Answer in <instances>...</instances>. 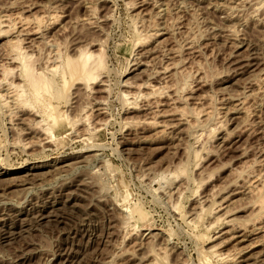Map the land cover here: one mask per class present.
<instances>
[{
  "label": "rangeland",
  "instance_id": "rangeland-1",
  "mask_svg": "<svg viewBox=\"0 0 264 264\" xmlns=\"http://www.w3.org/2000/svg\"><path fill=\"white\" fill-rule=\"evenodd\" d=\"M0 18V264H264V0H0ZM7 41L53 80L56 125L21 104ZM79 51L103 66L62 89Z\"/></svg>",
  "mask_w": 264,
  "mask_h": 264
},
{
  "label": "bare ground",
  "instance_id": "bare-ground-1",
  "mask_svg": "<svg viewBox=\"0 0 264 264\" xmlns=\"http://www.w3.org/2000/svg\"><path fill=\"white\" fill-rule=\"evenodd\" d=\"M2 16V15H1ZM7 18H8V16H7ZM7 18H6V20H7ZM1 19V18H0ZM5 20V18L3 19V21L2 20H0V29H2L1 27H5L4 26V23L6 24V22H4V21H6ZM8 21V20H7ZM9 22V21H8ZM8 22H7V24H8ZM11 25V24H10ZM7 27V26H6ZM8 29H9V26L7 27ZM11 28V27H10ZM13 28V27H12ZM39 28V27H38ZM15 29V28H14ZM27 29V28H26ZM24 30V29H23ZM22 30V31H23ZM3 31V30H2ZM6 31H8L7 29H6ZM13 32V31H12ZM34 32V31H33ZM3 33V32H2ZM6 33H8V32H6ZM20 33H22L21 31H20ZM19 33V34H20ZM24 33V32H23ZM32 33V32H31ZM0 34H1V31H0ZM11 34V33H10ZM18 35V34H17ZM21 35V34H20ZM31 35V34H30ZM15 36V35H14ZM18 39V38H17ZM19 41V40H18ZM18 41H16V42H12V41H7L6 42V44H7V46H9L8 48L10 49L11 48V50H10V55H12V56H10L9 54H8V56H10V58L8 59L7 58V60L9 61V63H15L16 62V64H18L19 65V67H20V69H21V75L23 76V78H24V82L27 84V87H28V89H29V92H30V94H31V97H32V99L33 100H25V98H24V100H23V102L21 103V100H22V97H23V93H22V95H16V98H14L15 96H13L14 95V93L12 94V100H13V102H16L17 100H20V101H18V102H20L22 105L24 104V106L25 105H27L28 107H30V108H33V110H34V108H35V103H37V105H39V109H42L41 110V112H39V114H41L43 117H46V119L48 118V120H51L52 121V123L54 124V125H56L58 122H57V118H56V116H55V112H54V110H55V108H54V106L50 103V101L48 100V98L47 99H43L42 97L46 94V96L49 94V97H51V94L53 95L54 93H52L53 91H52V87L53 86H55V85H53L52 86V81L50 80V79H48V78H46L42 73H36V72H34V68H32L33 67V65H31L30 66V64L28 63V61H29V59H31L29 56H27V54L25 55V53L24 52H22L21 50H20V45H19V43L20 42H18ZM20 47V48H19ZM79 54H77V58L76 59H71V58H64V61H63V63H62V68H60L61 69V71H60V73H59V76H61L60 77V79H62V80H60L61 82H62V85L61 86H63L62 87V89H64V87H66V84H67V82H70V81H77V83L78 82H80V81H82V82H88V81H92V80H95V78H96V76L94 77V75H96L94 72H95V70H99L98 69V67H101L102 68V66H103V64H102V59H101V56L99 55V56H97V57H95L96 58V60L94 61V59H93V57H92V55L91 54H89V52H87V51H79L78 52ZM100 54V53H99ZM253 54V53H252ZM7 55V54H6ZM248 55H250V54H248ZM31 56V55H30ZM65 56V55H64ZM253 56V55H252ZM28 57H29V59H28ZM57 58H59V57H57ZM246 58H248V57H246ZM245 58V59H246ZM253 58V57H252ZM252 58H249L250 60H253ZM93 59V62H91V60ZM244 59V57L242 58V59H240V60H243ZM56 61H58V60H56ZM245 61V60H244ZM247 61V60H246ZM31 62V61H30ZM53 62V61H52ZM55 62V61H54ZM239 62V61H238ZM241 62H243V61H241ZM240 62V63H241ZM32 63V62H31ZM46 64V63H45ZM238 64V63H237ZM17 65V66H18ZM102 65V66H101ZM239 65V64H238ZM16 66V67H17ZM146 66V65H145ZM250 67H251V65H249ZM55 68V67H54ZM57 68V67H56ZM100 68V69H101ZM241 68V67H240ZM3 69V68H2ZM20 69H18V71L20 70ZM46 69V68H45ZM4 70H6V69H4ZM13 71V70H12ZM17 71V70H16ZM45 71V70H44ZM52 73L53 72H56L57 70L55 69H53V70H50ZM4 72V71H3ZM9 71H7V73H8ZM6 73V72H5ZM97 73V72H96ZM99 73V72H98ZM4 75H6V74H4ZM3 75V76H4ZM53 78V77H52ZM4 81H5V78H4ZM89 83V82H88ZM12 84V83H11ZM73 84V83H72ZM4 85V84H3ZM87 85V84H86ZM144 85H145V83H144ZM150 85V84H149ZM149 85H147V83H146V85L144 86L145 87V89H147L148 91H149V94L151 95V94H155L156 93V91H155V93H154V88L153 87H151V86H149ZM15 85H13V87H14ZM4 87H6V85L4 86ZM140 87V86H139ZM138 87V88H139ZM142 87V86H141ZM143 87V88H144ZM9 88V90H10V88L11 87H8ZM129 88H131V87H129ZM138 88H137V90H138ZM15 89H17V88H15ZM14 89V90H15ZM27 89V88H26ZM54 89V88H53ZM59 89V88H58ZM61 89V90H62ZM12 90V89H11ZM55 90V89H54ZM15 91H17V93H18V90H15ZM22 91V90H21ZM63 91V90H62ZM139 91V90H138ZM143 91V90H142ZM57 92H58V90H57ZM159 92V91H158ZM11 93V92H10ZM16 93V92H15ZM140 93V92H139ZM148 93V92H147ZM19 94H20V92H19ZM29 94V95H30ZM42 94H43V96H42ZM149 94H148V96H149ZM54 95H56V93L54 94ZM133 95V94H132ZM9 96V95H8ZM140 96V95H139ZM11 97V96H10ZM48 97V96H47ZM54 97V96H53ZM127 98V95H125V96H123V98ZM130 97V96H129ZM136 97V96H135ZM143 97V96H142ZM157 97V96H156ZM44 98H45V96H44ZM52 98V97H51ZM139 98V97H138ZM140 98H141V96H140ZM55 99V98H54ZM128 99V98H127ZM132 99V98H131ZM133 99H134V97H133ZM145 99H146V97H145ZM123 100V99H122ZM33 101V102H32ZM52 101V100H51ZM57 101V100H56ZM125 101H127L126 99H125ZM133 101V100H132ZM135 101V100H134ZM128 103L127 104H129V101H127ZM153 102V101H152ZM11 103V102H10ZM132 103V102H131ZM16 105V104H15ZM20 105V104H19ZM21 106V105H20ZM25 108H27L26 106H25ZM29 108V109H30ZM127 109V108H126ZM31 110V109H30ZM97 110H99V109H97ZM144 110V109H143ZM177 111V110H176ZM38 113V112H37ZM37 113H36V115H35V117L37 116ZM192 114V113H191ZM197 114V113H196ZM40 115V116H41ZM106 115V114H105ZM176 115V114H175ZM40 116L38 117V118H40ZM165 116V115H164ZM181 116H182V114H181ZM196 116V115H195ZM199 116V115H198ZM203 116V115H202ZM206 116V115H205ZM209 116V115H208ZM171 117V116H170ZM193 117V116H192ZM181 118V117H180ZM197 118H199V117H197ZM184 119V118H183ZM182 119V120H183ZM209 119V118H208ZM181 120V119H180ZM84 121V120H83ZM185 121V120H184ZM43 121L42 120H39V121H37V123L35 124L37 127H40V129L39 130H41L40 132H44V133H47V132H50V126H46L45 125V127H44V124L42 123ZM144 122V121H143ZM161 122V121H160ZM179 122V121H178ZM182 122V121H181ZM203 122V121H202ZM78 123V122H77ZM166 123V122H165ZM69 124V123H68ZM97 124V123H96ZM151 124V123H150ZM155 124V123H154ZM164 124V123H163ZM187 124V123H186ZM220 124V123H219ZM34 125V126H35ZM105 125V124H104ZM125 125V124H124ZM218 125V124H217ZM75 126V125H74ZM163 126V125H162ZM161 126V127H162ZM56 127V126H55ZM159 127V126H158ZM202 127V126H201ZM219 127V126H218ZM162 128H164V127H162ZM211 131V130H210ZM39 132V131H38ZM43 133V134H44ZM51 134V133H50ZM47 135V134H46ZM46 135H44V136H46ZM55 134H53V136H54ZM48 136V135H47ZM52 136V135H51ZM52 136V137H53ZM47 138H49V137H47ZM45 139V138H44ZM48 142V141H47ZM264 191V190H263ZM259 192V191H258ZM261 194V193H260ZM259 195V194H258ZM262 198V197H261ZM260 198V199H261ZM263 200V199H262ZM260 201V200H259ZM261 202H263V201H261ZM258 203H260V202H258ZM264 204V203H263ZM262 205V204H261ZM260 208H259V210L261 209V206H259ZM263 208V207H262ZM204 211V210H203ZM218 212V211H217ZM210 213V212H209ZM200 215V214H199ZM199 219V218H198ZM220 219V218H219ZM217 220V219H216ZM199 221V220H198ZM219 221V220H218ZM126 222V221H125ZM216 222V221H215ZM220 222V221H219ZM209 225V224H208ZM215 225V224H214ZM230 225V224H229ZM241 227V226H240ZM233 230H234V228H233ZM238 230V229H237ZM240 230V229H239ZM243 230V229H242ZM264 229H262L261 231H263ZM245 230H243L242 231V233L244 232ZM133 232V231H132ZM231 232V231H230ZM239 232V231H238ZM248 232V231H247ZM3 233V232H2ZM124 233V232H123ZM227 233V232H226ZM237 233V232H236ZM249 233H250V231H249ZM17 234V233H16ZM233 234V233H232ZM131 235V234H130ZM4 237V236H3ZM2 237V238H3ZM232 237H234V236H232ZM238 237V236H237ZM1 238V239H2ZM234 238H236V237H234ZM262 238H264V237H262ZM231 239V238H230ZM233 239V238H232ZM213 240V239H212ZM229 240V239H228ZM263 240V239H262ZM261 240V241H262ZM260 245V244H259ZM222 247V246H221ZM151 249V248H150ZM213 249V248H212ZM245 249H246V247H245ZM159 250V249H158ZM158 252V251H157ZM212 252H213V254L215 255V258H216V263H217V261L218 262H231V261H233L232 260V257H231V255L230 256H228V255H226V253L225 254H221L220 252L218 253V251H215V249H213L212 250ZM156 253V252H155ZM151 254H153L152 253V251H151ZM228 254V253H227ZM146 255V254H145ZM213 255V256H214ZM147 256V255H146ZM153 256V255H152ZM158 256V255H157ZM156 257V256H155ZM238 257V256H237ZM235 258H236V256H235ZM234 259V258H233ZM154 260H155V258H154ZM236 260V259H235ZM247 261V260H246ZM257 262V261H256Z\"/></svg>",
  "mask_w": 264,
  "mask_h": 264
}]
</instances>
